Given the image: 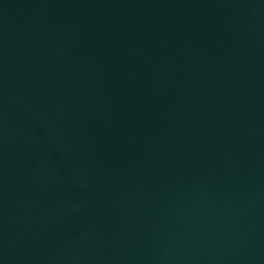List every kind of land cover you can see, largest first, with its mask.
<instances>
[{
  "label": "water",
  "instance_id": "obj_1",
  "mask_svg": "<svg viewBox=\"0 0 264 264\" xmlns=\"http://www.w3.org/2000/svg\"><path fill=\"white\" fill-rule=\"evenodd\" d=\"M0 264H264V0H0Z\"/></svg>",
  "mask_w": 264,
  "mask_h": 264
}]
</instances>
